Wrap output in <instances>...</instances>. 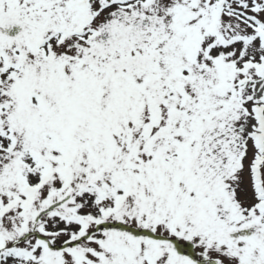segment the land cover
Segmentation results:
<instances>
[{
    "label": "snow or ice",
    "instance_id": "snow-or-ice-1",
    "mask_svg": "<svg viewBox=\"0 0 264 264\" xmlns=\"http://www.w3.org/2000/svg\"><path fill=\"white\" fill-rule=\"evenodd\" d=\"M0 264H264V0H0Z\"/></svg>",
    "mask_w": 264,
    "mask_h": 264
}]
</instances>
